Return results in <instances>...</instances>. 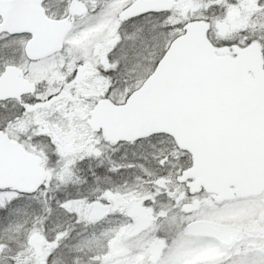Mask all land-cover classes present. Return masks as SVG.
Here are the masks:
<instances>
[{
  "label": "snow or ice",
  "instance_id": "snow-or-ice-1",
  "mask_svg": "<svg viewBox=\"0 0 264 264\" xmlns=\"http://www.w3.org/2000/svg\"><path fill=\"white\" fill-rule=\"evenodd\" d=\"M256 185L264 0H0V264H113L105 209L133 189L166 245L147 264L181 233L264 264L199 215Z\"/></svg>",
  "mask_w": 264,
  "mask_h": 264
},
{
  "label": "rangeland",
  "instance_id": "rangeland-1",
  "mask_svg": "<svg viewBox=\"0 0 264 264\" xmlns=\"http://www.w3.org/2000/svg\"><path fill=\"white\" fill-rule=\"evenodd\" d=\"M129 196L115 194L112 208L125 215L114 221L120 225L119 231L110 241V258L113 264H147V260L161 257L165 248V241L157 239L156 225L152 226L151 208L142 206V199L133 197L128 203ZM90 217L103 215L100 208L92 207L87 210ZM202 223L221 229L226 240L237 239V233L253 234L251 227L264 221V197L245 201H237L218 206L211 198L203 202L200 208ZM151 225V227H150ZM263 238L255 235L251 240H245L246 249H257L262 246ZM186 234H178L170 246L162 264H216L222 255L215 246H208L193 254L185 250L188 243ZM264 248V246H263ZM190 256L191 259L185 260Z\"/></svg>",
  "mask_w": 264,
  "mask_h": 264
},
{
  "label": "trees",
  "instance_id": "trees-1",
  "mask_svg": "<svg viewBox=\"0 0 264 264\" xmlns=\"http://www.w3.org/2000/svg\"><path fill=\"white\" fill-rule=\"evenodd\" d=\"M181 195H183V193H181ZM125 196H129V198L126 200V203H128V201H130L133 197H136V198H139L142 200L144 199V196H142L141 193L135 189H133L132 191L127 193V195H125ZM121 198H122V195H121ZM153 220H154V217L152 216V218H151L152 226L155 225V224H153ZM252 227H253L252 232H254L257 236L262 237L264 239V234H262L258 231L259 226H257L258 228H254V227H256V225H254Z\"/></svg>",
  "mask_w": 264,
  "mask_h": 264
},
{
  "label": "water",
  "instance_id": "water-1",
  "mask_svg": "<svg viewBox=\"0 0 264 264\" xmlns=\"http://www.w3.org/2000/svg\"><path fill=\"white\" fill-rule=\"evenodd\" d=\"M262 190H264V187L256 185L253 187H250L247 189V193L253 196L258 195ZM37 240L41 239L40 237H36Z\"/></svg>",
  "mask_w": 264,
  "mask_h": 264
},
{
  "label": "flooded vegetation",
  "instance_id": "flooded-vegetation-1",
  "mask_svg": "<svg viewBox=\"0 0 264 264\" xmlns=\"http://www.w3.org/2000/svg\"><path fill=\"white\" fill-rule=\"evenodd\" d=\"M263 246H264V244H263Z\"/></svg>",
  "mask_w": 264,
  "mask_h": 264
}]
</instances>
